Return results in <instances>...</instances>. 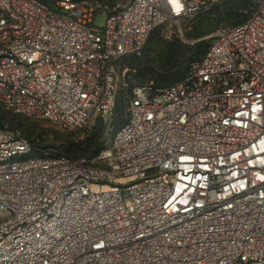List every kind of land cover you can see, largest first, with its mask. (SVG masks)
I'll return each mask as SVG.
<instances>
[{
    "label": "built area",
    "instance_id": "obj_1",
    "mask_svg": "<svg viewBox=\"0 0 264 264\" xmlns=\"http://www.w3.org/2000/svg\"><path fill=\"white\" fill-rule=\"evenodd\" d=\"M226 1L0 0V105L81 140L105 127L70 158L0 125V264H264V0L174 84L124 66Z\"/></svg>",
    "mask_w": 264,
    "mask_h": 264
},
{
    "label": "trees",
    "instance_id": "obj_2",
    "mask_svg": "<svg viewBox=\"0 0 264 264\" xmlns=\"http://www.w3.org/2000/svg\"><path fill=\"white\" fill-rule=\"evenodd\" d=\"M99 1L106 3L110 6L118 5L115 3V0H99ZM254 6L255 5L252 0L226 1L222 4L213 6L209 11L200 14L198 17H196L191 22H195V20L212 16L213 18H217L218 21L222 23L220 24L221 26H234V25H237L245 21L249 13L254 8ZM244 10L248 12H244ZM215 30L213 29L212 32H214ZM152 35L150 36V38L152 37ZM150 38L146 44L143 55L141 57L128 58L124 62V66L130 68V65L133 62H136L143 58L144 54L147 53V50H148L147 46L150 45ZM208 45H209V39L208 41L201 40L195 43L194 45L184 44L179 39L167 41L165 45V52L162 54L160 58V62H162V65H161L162 70L158 72L154 68H148L147 70L145 71L143 70L141 72V77H143L144 79L149 78L150 81H152V83L135 82L130 74V69L127 75V79L131 83L132 86L151 84L152 86L156 88L167 87L186 77V75L188 74L190 69L193 67V65L202 59V57L204 56L208 48ZM0 108L4 112L0 114V125L4 123H8L12 127L20 129L21 117H24V116L8 111L1 105H0ZM117 112H118V117L116 119V123L119 125L124 120V110H123V104H122L120 96H118ZM5 113H8V114L13 113L10 119L12 118L14 119L10 120L8 118V115H6ZM15 119H17V122H19V124L13 125L12 121H14ZM7 120L10 121L12 124L7 122ZM24 135L30 140H32L33 142H35L37 139L40 138L39 136H37L38 138H36L35 136L30 138L26 134ZM104 138H105V127L99 121L96 127L83 140L71 141V142L61 144L59 146H54V147H58L59 153L62 155H65L70 158H80V157H85V156H89V155L96 153L101 148ZM39 143L46 145V146H51V145H47L43 141Z\"/></svg>",
    "mask_w": 264,
    "mask_h": 264
},
{
    "label": "rangeland",
    "instance_id": "obj_3",
    "mask_svg": "<svg viewBox=\"0 0 264 264\" xmlns=\"http://www.w3.org/2000/svg\"><path fill=\"white\" fill-rule=\"evenodd\" d=\"M127 2H129V0H115V3L120 6L125 5ZM105 23L106 16L100 14L96 18V25L103 28ZM220 24L222 23H220L217 18L209 16L207 18L195 20V22L182 24V34L179 33L175 26L168 25L166 27L158 28L150 38V45L147 46V53L144 54L142 59L133 62L130 65L129 69L133 80L138 83H152L149 78L144 79L141 77V72L143 70H147L148 68H154L158 72L162 70V62H160V58L165 52V45L167 41L179 39L181 42L188 45H194L201 40L208 41V37L212 33L213 29L215 30L216 28L221 27ZM2 113L4 112L0 108V114ZM5 114L8 115L9 119L11 118V115H13V113ZM7 122L11 123L8 120ZM12 122L13 125L19 124L17 119ZM20 125V129L24 134L30 138L34 136L38 138L37 136H39V142L43 141L47 145L51 146H59L71 141L81 140L80 135L77 132L62 129L49 119H30L21 117Z\"/></svg>",
    "mask_w": 264,
    "mask_h": 264
}]
</instances>
